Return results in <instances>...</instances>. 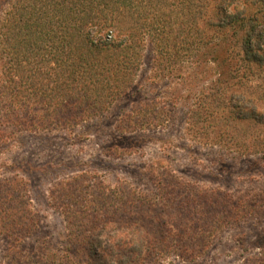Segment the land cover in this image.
Returning <instances> with one entry per match:
<instances>
[{
    "label": "rangeland",
    "instance_id": "obj_1",
    "mask_svg": "<svg viewBox=\"0 0 264 264\" xmlns=\"http://www.w3.org/2000/svg\"><path fill=\"white\" fill-rule=\"evenodd\" d=\"M9 2L0 0V18ZM215 23L206 30L222 36ZM231 27L228 32L234 34ZM263 40L255 39L248 52L242 42L235 43L230 61L246 66L236 74L243 86L232 78L220 82L234 66L220 68L206 50L177 48L160 56L148 41L130 95L99 115L35 129L17 110L16 124L0 122V133L8 132L0 139V181L23 180L37 223L28 232L0 235V264L10 263L13 249L74 247L68 222L166 225L181 233L187 225L205 230L214 220L221 228L207 245L186 234L169 238L172 247L195 252H173L168 242L157 264H257L264 252L258 246L264 239V210L246 202L238 213L236 201L264 192ZM177 56H184L180 63ZM199 90L216 94L208 98L212 108L218 106L216 114L195 115L202 113ZM104 193L108 203L101 199ZM126 255L118 263L111 254L103 263L93 257L91 264H132ZM83 260L88 261L85 254Z\"/></svg>",
    "mask_w": 264,
    "mask_h": 264
},
{
    "label": "trees",
    "instance_id": "obj_2",
    "mask_svg": "<svg viewBox=\"0 0 264 264\" xmlns=\"http://www.w3.org/2000/svg\"><path fill=\"white\" fill-rule=\"evenodd\" d=\"M9 1L0 18L1 126L16 124L17 110L35 129L75 124L99 115L120 97L130 95L148 41L160 56H169L177 48L206 50L211 54L209 60L219 62L220 68L234 66L225 71L220 82L232 78L235 85L243 86L236 74L246 66L231 63L234 48L242 42L248 52L255 39H264V0ZM214 22L222 28V36L206 30ZM228 26L234 34L228 32ZM180 57L174 58L175 63L184 56ZM241 75V79L247 78L246 73ZM215 95L199 90L196 98L202 113L196 111L197 117L210 116V111L216 114L218 106L212 108L208 102ZM6 133L1 132L0 139L8 136ZM24 190L22 179L0 181V235L11 237L36 227ZM122 195L118 193L116 198L122 200ZM108 196L104 193L102 201L108 203ZM246 202L251 209L264 210V192L248 201H236L238 213L247 207ZM66 215L69 217V212ZM220 228L216 220L205 230L187 225L180 228L181 233L166 225L106 222L86 227L68 222L66 230L74 247L43 245L32 253L13 249L9 264H91L93 257L103 263L109 254L112 262L118 263L126 253L132 264H157L169 238L181 240L186 234L207 245ZM84 230H91L92 235L86 236ZM263 240L258 244L262 251ZM172 244L169 242L168 249L173 252H195ZM84 254L88 261L83 260ZM257 264H264V252Z\"/></svg>",
    "mask_w": 264,
    "mask_h": 264
}]
</instances>
